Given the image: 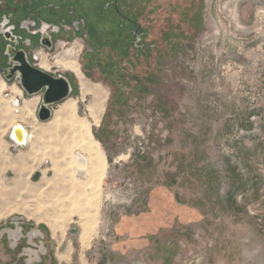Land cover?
<instances>
[{"label": "rangeland", "instance_id": "rangeland-1", "mask_svg": "<svg viewBox=\"0 0 264 264\" xmlns=\"http://www.w3.org/2000/svg\"><path fill=\"white\" fill-rule=\"evenodd\" d=\"M56 4L40 16L63 21L74 10L89 40L37 50L74 83L49 121L37 116L42 93L0 77L6 94L22 90L20 103L38 99L30 120L15 119L33 134L25 148L12 147L13 120L0 126L4 155L15 166L25 155L20 173L0 163V264H40L45 245L64 241L85 248L88 264H264V0H122L144 33L137 50L133 24L114 21L102 0ZM68 48L79 49L81 85L57 63ZM87 81L106 92L97 124ZM69 100L107 158L99 187L76 172L75 159L89 156L63 144L57 113Z\"/></svg>", "mask_w": 264, "mask_h": 264}, {"label": "flooded vegetation", "instance_id": "flooded-vegetation-1", "mask_svg": "<svg viewBox=\"0 0 264 264\" xmlns=\"http://www.w3.org/2000/svg\"><path fill=\"white\" fill-rule=\"evenodd\" d=\"M59 1L62 0H4L3 6L7 5L6 7L8 8L5 7L4 10L3 6L0 7V51H1L0 77L2 75L4 77L12 76L13 78H16L19 72L18 70L14 71L13 69L17 65L21 64L20 61L16 59V55L18 52L23 53V51L28 61H30V63L38 67L40 66L44 70L51 72L50 71L51 66L48 60L45 58V56L37 52L38 49L45 47L53 51L56 47V43L58 39L63 38L62 41L64 42V44H67L70 42L69 41L70 35H76L80 37L85 35L86 38L89 37L86 31V28L88 27L86 19L82 16L77 15L78 12L76 13V11L74 10H70V11L68 10V12L71 13L69 14L70 17L74 16V18L68 19L64 17L65 19L63 21H59L60 19L57 18H52V20H49L40 16L39 11H41L43 8L52 7V9L53 8L61 9V6L56 4ZM102 1L104 3L103 12L105 13L109 11L112 12V15H114L113 19L114 17L116 18V15L119 16L120 12L124 15L120 7L122 0H102ZM34 5L36 6V8H33ZM74 5L75 4H71V7L73 9H75ZM17 11H19V13ZM124 17L125 18L127 17V19H130L131 21H136L126 15H124ZM131 21L125 19V23L128 22L132 23ZM132 24L134 26V23ZM138 27L140 28L139 22H138ZM64 28L66 29L65 31H63ZM70 31L71 34L68 33ZM63 32H66L68 34L64 37L62 36ZM83 32H85V34ZM134 32L136 35L133 42L135 43L136 46L140 47L139 43L143 40L144 33L139 30H134ZM103 39H104L103 40L104 44L108 42L107 40H109V38H103ZM77 46L80 49L81 45L78 44ZM79 49L76 50L73 48H68L66 50V57L57 59V63L60 66H62L64 69L72 71L78 78L79 83L81 85L80 77L81 76L83 78H87V77L84 75L82 71V67L78 62V60L76 59V55H78L77 52L79 51ZM51 73L54 75H58L61 72L56 71L55 73L53 72ZM71 82L72 85H74L72 80ZM85 84L92 85L97 83L92 81L89 82L87 81ZM15 85L16 86L10 88V95H9L10 97L8 98L7 95L9 93L6 94V90L8 86L3 80L0 79V86H4L5 88L2 91V95H4V97L7 99H11L13 106L16 99H18L16 98L17 95L13 93L14 89L19 91L18 96L19 95L21 96L22 94V90L18 87L17 84ZM84 85H83V92H84ZM85 94H91L94 97L93 101L87 104L86 108L89 116L92 119V122L97 124L99 121L98 122L94 121L88 109L89 105L95 102L96 97L94 94L89 92ZM20 104L21 103H19V106ZM104 108H105V104H104ZM101 115L99 116V120L101 118ZM80 118L86 119L84 117H80ZM33 232L35 233V230ZM18 248H20L19 251H21L22 247H19L18 245L16 246L14 251L18 250ZM44 254L45 252H43V255ZM41 258L42 257L39 256V259L36 260V262L38 261V263H40Z\"/></svg>", "mask_w": 264, "mask_h": 264}, {"label": "bare ground", "instance_id": "bare-ground-1", "mask_svg": "<svg viewBox=\"0 0 264 264\" xmlns=\"http://www.w3.org/2000/svg\"><path fill=\"white\" fill-rule=\"evenodd\" d=\"M3 89H5L4 86H0V98L2 95ZM84 92L85 93H87V92L92 93L96 97L95 102L93 104L89 105L88 109H89L90 115L93 117L94 121L98 122L99 116L102 114V112L104 110L106 92L103 91L101 86L98 84H92V85H89V84L86 85L85 84L84 85ZM13 93L19 94V91L14 89ZM7 97L8 98L10 97L9 94L7 95ZM6 103H4L2 101L1 107L2 106H4V107H2V109L0 108L1 109V111H0V126H2L4 123L11 122L13 120V122H12L13 125L11 127V130H12L14 123H15L14 122L15 119L22 118L24 120V118L26 119L27 117H31L32 112H33V105H32L33 102H29V101L27 102L26 101V103L20 109L19 115L15 114L13 111H11V109H9V107L5 106ZM0 104H1V102H0ZM14 106L18 107L19 105L16 106L14 104ZM57 114L60 118V119L57 118L58 124L61 126V128L64 127V129H62V132H63V135H62L63 139L62 140L65 141V142H63V144L65 146L70 145L69 148H72L75 151L76 150L82 151L83 153L88 155L89 159H90L89 163L85 164V163L78 161V159L76 158L75 159V160H77L76 161L77 162L76 172L79 174H84V170H86L87 178L90 179V180L89 179H87V180H89V182H92L91 186H92V184H96V187H99L100 181H102L101 178L103 176H105V174H106L107 160H106L105 155L101 149L102 147H100L99 143L96 142L92 137L90 122L86 119H81L80 117H78L76 115L77 112H76V107H75V100H69L66 103H64L62 106H60V109L58 110ZM0 138H1V136H0ZM28 138H29V134H28ZM1 139H0V163L1 164L3 163V165L6 164L7 166H10V167H16L15 170H17L18 173L22 172V170H23L22 167L15 166L14 160L12 158H7L4 155L5 145L1 144V142H2ZM27 143H28V139H27ZM21 158H22V156H21ZM16 160H18V159H16ZM29 161H31V160H29ZM32 161H34V160H32ZM22 162H23V160L20 163H22ZM5 167H3L2 170H4ZM0 173H2V172L0 171ZM89 182H87V184H89ZM82 184H83V186H85L83 182H82ZM91 186L89 185L88 187L93 188ZM94 190H95V188H94ZM99 191H101V190H99ZM89 193H87V194H89ZM94 195H96V194L94 193ZM91 197H93V196H91ZM86 198L88 199V197H86ZM89 199L91 200V198H89ZM92 200H93V198H92ZM88 205L90 207H94L95 202H90V204H88ZM92 209L90 208V210H92ZM0 216H1V214H0ZM52 226L54 227L55 230H58V231H60V229H62V228H60L59 224H57V223L53 224ZM88 227H91V226L89 225Z\"/></svg>", "mask_w": 264, "mask_h": 264}, {"label": "water", "instance_id": "water-1", "mask_svg": "<svg viewBox=\"0 0 264 264\" xmlns=\"http://www.w3.org/2000/svg\"><path fill=\"white\" fill-rule=\"evenodd\" d=\"M16 59L21 64L17 65L13 70H18L16 79L22 89L28 96H34L42 93L41 102L38 107L37 116L40 121L46 122L52 119L54 109L52 105L57 104L67 99L72 92V84L64 74L54 75L41 68L35 66L28 61L24 51L18 52ZM7 80H11L12 76H7ZM18 99L14 102L16 106L19 105ZM9 138L14 147L25 148L27 146L28 132L26 127L16 121L12 130H10ZM76 231V230H75Z\"/></svg>", "mask_w": 264, "mask_h": 264}, {"label": "crops", "instance_id": "crops-1", "mask_svg": "<svg viewBox=\"0 0 264 264\" xmlns=\"http://www.w3.org/2000/svg\"><path fill=\"white\" fill-rule=\"evenodd\" d=\"M16 95L18 97V94H16ZM16 95H14V96H16ZM2 101L4 103L7 102L8 104L6 103L5 106L9 107V109L13 108L14 109L13 112L17 115H19L20 109L23 107V105L26 103V101L27 102L28 101L33 102V104H32L33 105L32 115H31V117H27L26 119L24 118V120H30L34 116L35 105L38 103L37 98H29V99H26L23 103H21L20 106L15 107L12 105L11 99H7L4 97V95H1V98H0V102H1L0 108L1 109H2V107H4V106L1 107ZM1 109H0V111H1ZM18 119L19 120L21 119V121H22V118H18ZM16 121H18V120H14V122H16ZM21 121H19V122H21ZM24 126L26 127L28 134H29V138H28V143H29L30 140L32 139L33 134L29 131V129L27 128L26 125H24ZM10 130H11V128H10ZM1 141L3 142L2 139H1ZM2 142H1V144L5 145ZM28 143H27V145H28ZM12 147L14 148V146H12ZM21 156H22V158H21ZM21 156L18 157V158H20L17 160L18 162H21L22 160L24 162V159H25L24 156L25 155H21ZM6 157L10 158L8 156H6ZM105 158H106V156H105ZM106 160H107V158H106ZM23 162L20 163L19 165H17V167H22ZM13 170H15V169H13ZM82 175H85V174H82ZM50 227H51L54 235H61L62 234L60 231L55 230L53 226L50 225ZM45 249H46L45 254L42 256L40 264H88L87 250L85 248L76 249V247L71 243V241H64L62 243L55 242V243H51L50 245L47 244Z\"/></svg>", "mask_w": 264, "mask_h": 264}, {"label": "trees", "instance_id": "trees-1", "mask_svg": "<svg viewBox=\"0 0 264 264\" xmlns=\"http://www.w3.org/2000/svg\"><path fill=\"white\" fill-rule=\"evenodd\" d=\"M120 17H122L124 20H123V22H125V19L126 20H128V21H131L130 19H127V17L125 18L124 17V15L120 12L119 13V16L118 15H116V18H119L120 19ZM114 21H115V17H114V19H113ZM132 23H134V27H133V29L132 30H130V32H129V35L131 36V37H134L135 38V32H134V30H139L140 31V28L138 27V22L137 21H131ZM123 26H124V24H121V25H118V27H121V28H123ZM121 31V30H120ZM118 33H121V32H118ZM128 43V42H127ZM130 43V42H129ZM128 43V44H129ZM134 43V42H133ZM120 43L118 42V41H116L115 42V44L113 45V48L115 49V51H117V49H118V45H119ZM132 44V43H131ZM126 46H124L123 48H125V49H127V44H125ZM134 47H133V49L135 48V50H137L138 48H140L139 46H136L135 45V43H134V45H133ZM117 49H116V48ZM112 47H111V49H113ZM96 55H98V53H95ZM18 250H20V248H18ZM17 251V250H16Z\"/></svg>", "mask_w": 264, "mask_h": 264}]
</instances>
